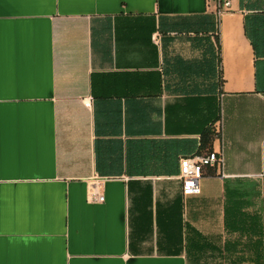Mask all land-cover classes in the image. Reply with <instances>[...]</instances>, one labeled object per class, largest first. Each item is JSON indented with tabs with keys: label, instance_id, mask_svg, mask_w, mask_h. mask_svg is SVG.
I'll list each match as a JSON object with an SVG mask.
<instances>
[{
	"label": "crops",
	"instance_id": "obj_1",
	"mask_svg": "<svg viewBox=\"0 0 264 264\" xmlns=\"http://www.w3.org/2000/svg\"><path fill=\"white\" fill-rule=\"evenodd\" d=\"M229 1L0 0V264H264V0Z\"/></svg>",
	"mask_w": 264,
	"mask_h": 264
},
{
	"label": "built area",
	"instance_id": "obj_2",
	"mask_svg": "<svg viewBox=\"0 0 264 264\" xmlns=\"http://www.w3.org/2000/svg\"><path fill=\"white\" fill-rule=\"evenodd\" d=\"M217 13L223 8H228L229 0H215ZM155 39V37H154ZM222 155L219 152L209 150L206 152L193 153L178 159V173L176 178L180 182V191L183 195L197 194L199 192V180L202 177L204 167L222 163ZM93 201H103V196L95 192L90 193Z\"/></svg>",
	"mask_w": 264,
	"mask_h": 264
}]
</instances>
